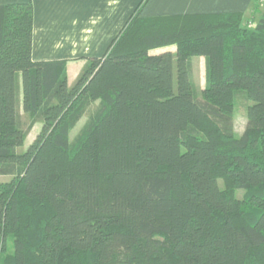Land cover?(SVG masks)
<instances>
[{
  "label": "trees",
  "instance_id": "obj_1",
  "mask_svg": "<svg viewBox=\"0 0 264 264\" xmlns=\"http://www.w3.org/2000/svg\"><path fill=\"white\" fill-rule=\"evenodd\" d=\"M146 1L71 86L31 60V4L0 6V264H264V15L141 19Z\"/></svg>",
  "mask_w": 264,
  "mask_h": 264
},
{
  "label": "crops",
  "instance_id": "obj_2",
  "mask_svg": "<svg viewBox=\"0 0 264 264\" xmlns=\"http://www.w3.org/2000/svg\"><path fill=\"white\" fill-rule=\"evenodd\" d=\"M142 0H0V6L31 4V60L63 61L71 86L93 59H100ZM253 0H147L141 19L246 14ZM175 54V46L148 52ZM202 58V57H201ZM193 59V58H192ZM191 62V60H190Z\"/></svg>",
  "mask_w": 264,
  "mask_h": 264
},
{
  "label": "rangeland",
  "instance_id": "obj_3",
  "mask_svg": "<svg viewBox=\"0 0 264 264\" xmlns=\"http://www.w3.org/2000/svg\"><path fill=\"white\" fill-rule=\"evenodd\" d=\"M263 15H264V0H253L251 8L241 18L240 25L242 28H245L247 30H253L256 27L259 20L263 17ZM192 58L190 59L191 60L190 64H191V77L194 84V93L197 98H200L202 90L205 85L206 64H205V59L203 57L202 58L192 57ZM97 105H98V101L92 103L84 112V114L80 117L79 121L75 124L74 128L70 131L69 140L71 142L81 131L89 115L96 109ZM247 105L248 102L245 101L241 95L236 96L235 108L233 113V127H234L233 129H234L235 137H239L240 135H242L246 127L245 110ZM20 115H21L22 123H24V125L26 126L30 122V119L26 114L23 113L21 108H20ZM40 127H41L40 122H36L33 124L31 130L25 136L23 146L17 150L19 153L25 151L27 147L33 142L34 138L36 137L37 133L40 130ZM10 179L11 177L8 176H0L1 183L8 182L10 181ZM219 185L220 187L223 186L222 181H219ZM234 195L236 198L241 200L245 197V192L239 190L236 191ZM5 246H6L5 247L6 252L9 253L12 251L10 239L6 240Z\"/></svg>",
  "mask_w": 264,
  "mask_h": 264
}]
</instances>
